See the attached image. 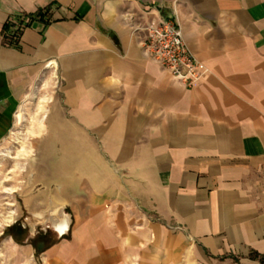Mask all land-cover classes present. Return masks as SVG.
I'll return each mask as SVG.
<instances>
[{"label":"crops","instance_id":"obj_1","mask_svg":"<svg viewBox=\"0 0 264 264\" xmlns=\"http://www.w3.org/2000/svg\"><path fill=\"white\" fill-rule=\"evenodd\" d=\"M153 13L208 70L194 88L144 53ZM30 110L56 113L50 190L0 224V264H260L264 0H0V115Z\"/></svg>","mask_w":264,"mask_h":264},{"label":"rangeland","instance_id":"obj_2","mask_svg":"<svg viewBox=\"0 0 264 264\" xmlns=\"http://www.w3.org/2000/svg\"><path fill=\"white\" fill-rule=\"evenodd\" d=\"M48 16L49 11L45 9L34 15L11 17L2 32V46L18 47L23 30L34 21L47 20ZM47 105L49 107L50 103ZM38 108L39 105L35 109ZM56 121V113L31 110L29 113L0 115V224L4 228L11 225L6 223L8 219H11L10 223L18 221L21 224L27 217L25 195L35 196L42 190H50L41 182L39 163L42 157L53 158L54 151L45 146L55 141ZM52 177L51 172L45 176L48 180ZM14 210L20 213L13 215ZM12 216H15L14 220Z\"/></svg>","mask_w":264,"mask_h":264},{"label":"built area","instance_id":"obj_3","mask_svg":"<svg viewBox=\"0 0 264 264\" xmlns=\"http://www.w3.org/2000/svg\"><path fill=\"white\" fill-rule=\"evenodd\" d=\"M145 32L144 53L159 64L168 75L194 88L208 74V70L193 55L183 38L181 28L158 13L142 27Z\"/></svg>","mask_w":264,"mask_h":264},{"label":"trees","instance_id":"obj_4","mask_svg":"<svg viewBox=\"0 0 264 264\" xmlns=\"http://www.w3.org/2000/svg\"><path fill=\"white\" fill-rule=\"evenodd\" d=\"M15 232H17L19 234H15ZM6 235L15 236L17 238V240H19V239H23L25 237V232L23 230H21L19 227L15 226V227H12L10 230H8L6 232ZM251 257L258 259L260 264H264V255L252 254Z\"/></svg>","mask_w":264,"mask_h":264},{"label":"bare ground","instance_id":"obj_5","mask_svg":"<svg viewBox=\"0 0 264 264\" xmlns=\"http://www.w3.org/2000/svg\"><path fill=\"white\" fill-rule=\"evenodd\" d=\"M62 216V215H61Z\"/></svg>","mask_w":264,"mask_h":264}]
</instances>
